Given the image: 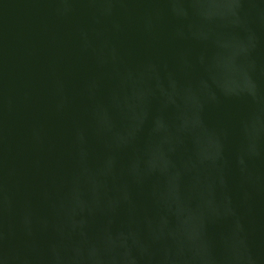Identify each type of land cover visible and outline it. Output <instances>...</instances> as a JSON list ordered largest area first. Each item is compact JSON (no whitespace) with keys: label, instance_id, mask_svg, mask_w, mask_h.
<instances>
[{"label":"water","instance_id":"95a60500","mask_svg":"<svg viewBox=\"0 0 264 264\" xmlns=\"http://www.w3.org/2000/svg\"><path fill=\"white\" fill-rule=\"evenodd\" d=\"M0 264H264V0H0Z\"/></svg>","mask_w":264,"mask_h":264}]
</instances>
